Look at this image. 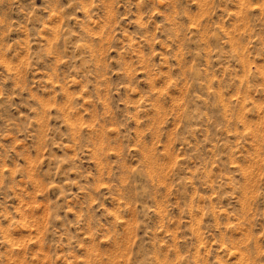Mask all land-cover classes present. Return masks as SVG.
<instances>
[{
    "label": "rangeland",
    "instance_id": "374dc122",
    "mask_svg": "<svg viewBox=\"0 0 264 264\" xmlns=\"http://www.w3.org/2000/svg\"><path fill=\"white\" fill-rule=\"evenodd\" d=\"M0 264H264V0H0Z\"/></svg>",
    "mask_w": 264,
    "mask_h": 264
}]
</instances>
